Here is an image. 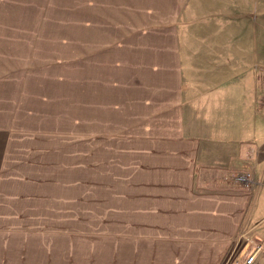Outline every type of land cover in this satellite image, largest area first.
Returning a JSON list of instances; mask_svg holds the SVG:
<instances>
[{"label":"crops","instance_id":"crops-1","mask_svg":"<svg viewBox=\"0 0 264 264\" xmlns=\"http://www.w3.org/2000/svg\"><path fill=\"white\" fill-rule=\"evenodd\" d=\"M88 4L90 107L112 119L105 214L144 240L195 242L192 264H220L245 234L264 239V0ZM13 126L0 123L5 208L11 168L26 160L18 151L52 149L48 130ZM245 173L253 185L239 184Z\"/></svg>","mask_w":264,"mask_h":264},{"label":"rangeland","instance_id":"rangeland-1","mask_svg":"<svg viewBox=\"0 0 264 264\" xmlns=\"http://www.w3.org/2000/svg\"><path fill=\"white\" fill-rule=\"evenodd\" d=\"M91 11L88 0H0V123L48 130L52 148L18 151L26 160L2 192L15 207H0V264H192L195 242L144 240L114 208L105 214L112 119L90 107ZM246 241L232 242L220 264H238Z\"/></svg>","mask_w":264,"mask_h":264},{"label":"built area","instance_id":"built-area-1","mask_svg":"<svg viewBox=\"0 0 264 264\" xmlns=\"http://www.w3.org/2000/svg\"><path fill=\"white\" fill-rule=\"evenodd\" d=\"M237 180L248 184L252 182V177L250 173H245L240 175ZM243 238L247 240V243L238 264H254L261 250L264 248V239L258 234H250L247 236L245 234V236L241 237V239Z\"/></svg>","mask_w":264,"mask_h":264}]
</instances>
